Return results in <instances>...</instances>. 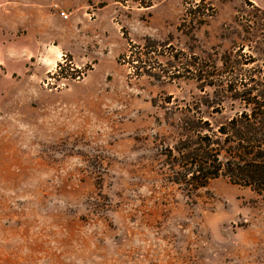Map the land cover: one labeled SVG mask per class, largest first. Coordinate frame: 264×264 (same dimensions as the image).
Instances as JSON below:
<instances>
[{
    "label": "rangeland",
    "instance_id": "1",
    "mask_svg": "<svg viewBox=\"0 0 264 264\" xmlns=\"http://www.w3.org/2000/svg\"><path fill=\"white\" fill-rule=\"evenodd\" d=\"M226 52L236 84L261 78L264 9L0 0V264H264V192L166 177L184 108L214 98L198 67Z\"/></svg>",
    "mask_w": 264,
    "mask_h": 264
},
{
    "label": "trees",
    "instance_id": "2",
    "mask_svg": "<svg viewBox=\"0 0 264 264\" xmlns=\"http://www.w3.org/2000/svg\"><path fill=\"white\" fill-rule=\"evenodd\" d=\"M198 9L191 12L196 14ZM230 54L222 55L220 68L214 62L212 72L198 67L196 80H201L202 89L212 87L214 98L205 95L184 108L192 114L185 117L179 137L163 152L167 180L188 194L219 177L264 192V73L252 84H236L242 75L241 60L231 61ZM143 55L137 60L144 70L150 57ZM203 108L219 115L225 110L232 113L212 122L202 115Z\"/></svg>",
    "mask_w": 264,
    "mask_h": 264
},
{
    "label": "crops",
    "instance_id": "3",
    "mask_svg": "<svg viewBox=\"0 0 264 264\" xmlns=\"http://www.w3.org/2000/svg\"><path fill=\"white\" fill-rule=\"evenodd\" d=\"M252 3H254L255 5H257L258 7H260L261 9H264V0H248ZM56 15V13H55ZM59 15V14H57ZM52 16V15H51ZM53 17V16H52ZM60 17V16H59ZM61 18V17H60ZM62 19V18H61Z\"/></svg>",
    "mask_w": 264,
    "mask_h": 264
},
{
    "label": "built area",
    "instance_id": "4",
    "mask_svg": "<svg viewBox=\"0 0 264 264\" xmlns=\"http://www.w3.org/2000/svg\"><path fill=\"white\" fill-rule=\"evenodd\" d=\"M54 7H57V5L55 4ZM58 14L62 19H68L70 15V13L65 10H59Z\"/></svg>",
    "mask_w": 264,
    "mask_h": 264
}]
</instances>
